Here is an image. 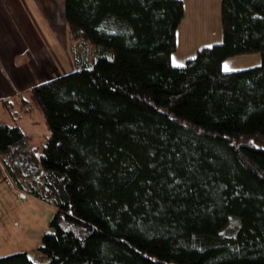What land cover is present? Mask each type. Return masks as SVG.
I'll return each mask as SVG.
<instances>
[{
  "label": "trees",
  "instance_id": "1",
  "mask_svg": "<svg viewBox=\"0 0 264 264\" xmlns=\"http://www.w3.org/2000/svg\"><path fill=\"white\" fill-rule=\"evenodd\" d=\"M184 14L182 0H64L79 68L29 88L44 142L0 122L12 186L56 209L46 264H264V0H221L222 41L178 66Z\"/></svg>",
  "mask_w": 264,
  "mask_h": 264
},
{
  "label": "rangeland",
  "instance_id": "2",
  "mask_svg": "<svg viewBox=\"0 0 264 264\" xmlns=\"http://www.w3.org/2000/svg\"><path fill=\"white\" fill-rule=\"evenodd\" d=\"M9 1L5 7L7 12L4 7L0 12V71L12 82L8 87L10 95L0 101V122L20 125L31 136L32 144L37 145L44 142L48 130L40 109L28 101L29 88L76 70L79 64L72 59L73 42L66 30H62L63 24L66 29L64 0ZM197 40L198 36L189 35L186 46L192 49ZM88 51L87 56L91 58L93 48L89 47ZM247 57L252 55L229 60L235 66L230 70L253 66L252 59ZM4 99L11 104L3 102ZM4 177L0 166V257L26 253L37 264H46L39 247L43 235L51 231L49 224L56 209L23 196ZM238 224V219L232 217L224 232L234 233Z\"/></svg>",
  "mask_w": 264,
  "mask_h": 264
},
{
  "label": "crops",
  "instance_id": "3",
  "mask_svg": "<svg viewBox=\"0 0 264 264\" xmlns=\"http://www.w3.org/2000/svg\"><path fill=\"white\" fill-rule=\"evenodd\" d=\"M182 1L184 3L185 16L182 23L177 29L176 50L172 55L173 64L178 66L183 65L182 63L187 59L194 57L196 51L199 48L220 43L222 41V30L220 24L221 0H182ZM7 3H10V1L8 2L7 0ZM7 3L5 0H0V12L2 11L3 7L5 12H7L5 8L7 7L6 5ZM15 27L14 29L17 32V27L16 28ZM62 30H66L64 24L62 25ZM189 35H192L193 37L198 36V40L196 41L195 47L193 46L192 49H189V47L186 46ZM247 58L252 59L254 63L253 65H256L259 62L258 54L252 55V57H247ZM229 60H226L223 63L224 69L227 64H229L228 69H230L231 67H235L233 64L234 61H229ZM10 82H12V80L2 71H0V101L3 98H7L10 95L8 93V87L11 86ZM0 166L2 168L1 163ZM4 178L9 180L6 173Z\"/></svg>",
  "mask_w": 264,
  "mask_h": 264
},
{
  "label": "snow or ice",
  "instance_id": "4",
  "mask_svg": "<svg viewBox=\"0 0 264 264\" xmlns=\"http://www.w3.org/2000/svg\"><path fill=\"white\" fill-rule=\"evenodd\" d=\"M228 70V68H227V66H225V71H227Z\"/></svg>",
  "mask_w": 264,
  "mask_h": 264
},
{
  "label": "water",
  "instance_id": "5",
  "mask_svg": "<svg viewBox=\"0 0 264 264\" xmlns=\"http://www.w3.org/2000/svg\"><path fill=\"white\" fill-rule=\"evenodd\" d=\"M47 234H50V232H48Z\"/></svg>",
  "mask_w": 264,
  "mask_h": 264
}]
</instances>
